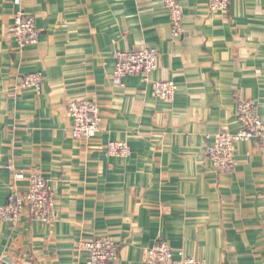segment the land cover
Instances as JSON below:
<instances>
[{
  "label": "crops",
  "instance_id": "0c3cea01",
  "mask_svg": "<svg viewBox=\"0 0 264 264\" xmlns=\"http://www.w3.org/2000/svg\"><path fill=\"white\" fill-rule=\"evenodd\" d=\"M184 33L174 38L160 0H0V206L19 171L49 180L59 220H0V264H88L83 243L109 238L113 264H149L166 239L203 264H264V141L238 144L233 172L220 174L205 149L221 130L238 131L241 101L264 119V0H179ZM22 9L35 17V45L11 28ZM156 47L159 67L113 81L121 50ZM42 72L41 92L24 88ZM172 82V100L153 81ZM96 102L100 131L74 138L68 104ZM124 141L128 156L112 155ZM5 259L10 262L6 263Z\"/></svg>",
  "mask_w": 264,
  "mask_h": 264
},
{
  "label": "built area",
  "instance_id": "2783aa9c",
  "mask_svg": "<svg viewBox=\"0 0 264 264\" xmlns=\"http://www.w3.org/2000/svg\"><path fill=\"white\" fill-rule=\"evenodd\" d=\"M20 2L21 0H17ZM168 11L172 36L181 38L184 33V13L179 0H160ZM213 12H225L230 0H208ZM12 35L20 47L35 45L39 42L40 32L35 17L22 9L15 13ZM116 63L113 81L124 86V78L129 75H140L148 80L151 72L159 67V50L156 47H142L135 50L116 52ZM44 75L42 72L28 74L22 81L24 88H34L41 92ZM154 95L162 100H172L176 87L172 82L153 81ZM71 118V131L74 138L89 139L94 137L101 127V111L99 105L88 99L72 100L68 104ZM237 117L242 124L236 132L221 130L214 136V142L205 149V156L213 168L220 174L231 173L236 167L235 152L238 144L251 139L264 141V119L253 100L241 101L237 108ZM107 150L116 156H128L131 148L124 141H109ZM16 182H27V190H13L4 205L0 206V220L12 226L23 216L46 224H55L59 220V212L55 207L52 188L49 180L40 171H19L15 174ZM88 254V264H113L119 260V246L109 238H97L83 243ZM180 257L174 259L173 248L166 239L155 242L146 252L149 264H203L196 258L186 256L179 251Z\"/></svg>",
  "mask_w": 264,
  "mask_h": 264
},
{
  "label": "water",
  "instance_id": "95a60500",
  "mask_svg": "<svg viewBox=\"0 0 264 264\" xmlns=\"http://www.w3.org/2000/svg\"><path fill=\"white\" fill-rule=\"evenodd\" d=\"M5 262H6V263H9V262H10V260H9V259H5Z\"/></svg>",
  "mask_w": 264,
  "mask_h": 264
}]
</instances>
